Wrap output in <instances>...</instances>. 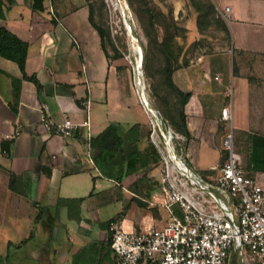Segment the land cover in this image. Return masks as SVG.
Listing matches in <instances>:
<instances>
[{
	"label": "crops",
	"instance_id": "1",
	"mask_svg": "<svg viewBox=\"0 0 264 264\" xmlns=\"http://www.w3.org/2000/svg\"><path fill=\"white\" fill-rule=\"evenodd\" d=\"M167 1L175 20L196 22L187 0ZM212 1L217 12L228 7L230 46L173 74L172 82L188 94L183 155L200 174L217 172L225 159L222 138L230 128L220 111L230 92L241 169L264 188V0ZM30 4L3 0L0 17V27L27 43L24 71L42 86L37 96L16 64L0 57V143L17 128L8 152L0 148V241L6 244L0 257L14 244L44 264H112L106 222L118 219L137 231L169 220L155 202L161 195L160 153L149 139L150 118L128 95L118 92L111 104L100 99L109 85L112 92L119 87L108 79L110 64L88 21L85 0H43L41 12ZM65 117L76 125L69 137L43 126V118L52 125ZM110 122L117 123L118 133L139 125L138 154L123 164L119 183L100 174L89 151L88 138ZM9 173L16 174V191L9 188ZM172 209L181 214L177 205ZM30 227L40 233V248L31 242L34 233L24 234ZM8 231L14 240L4 238Z\"/></svg>",
	"mask_w": 264,
	"mask_h": 264
},
{
	"label": "built area",
	"instance_id": "2",
	"mask_svg": "<svg viewBox=\"0 0 264 264\" xmlns=\"http://www.w3.org/2000/svg\"><path fill=\"white\" fill-rule=\"evenodd\" d=\"M227 12L225 7L218 15L225 21ZM228 97L220 111L221 119L230 123L221 143L225 159L213 175L204 176L190 166L182 147L179 151L176 147L184 136L152 108L157 121L150 116L149 139L160 153L161 195L155 202L167 210L169 220L162 227L137 231L125 229L118 219L110 220L112 264H264V188L241 169L231 93ZM139 102L149 114V101L143 103L139 95ZM43 126L62 137L71 136L76 127L66 117L52 125L43 118ZM16 134L17 128L4 138L13 140ZM173 205L179 207L180 215L174 213Z\"/></svg>",
	"mask_w": 264,
	"mask_h": 264
},
{
	"label": "rangeland",
	"instance_id": "3",
	"mask_svg": "<svg viewBox=\"0 0 264 264\" xmlns=\"http://www.w3.org/2000/svg\"><path fill=\"white\" fill-rule=\"evenodd\" d=\"M85 2L86 5L88 3L92 5L93 20L108 29L109 42L119 53V57L110 58L108 61L111 71L108 79L119 87V91L112 92V87L109 85L108 91L100 94V99L111 104L113 98L118 97L119 92L120 96H130L138 105L140 104L139 91L142 90L140 98L146 103L149 101L150 109L157 110L173 131L183 134L179 126L185 121L182 99L186 92L179 90L172 82L173 74L177 69L186 68L195 63L201 55L229 48L230 42L224 33L215 25H211L207 31L200 32L198 28L196 30V22L192 17L188 22L174 19L180 27H185L183 33L180 32L183 36L177 38L179 45L159 46L154 43V39L161 41L163 31L157 25H150L146 4L156 10L168 11L171 6L167 0H86ZM186 6L194 10L190 0H187ZM107 51L111 56L112 52L108 44ZM221 61L224 60L221 59ZM168 69L171 83L166 77ZM138 107L142 110L139 105ZM149 114L147 113L148 118L151 116L157 121L155 112L149 111ZM183 136V141L176 146L182 147V154L185 149L184 143L187 141L186 136ZM31 228L24 234L27 236L30 234L28 232L34 233L32 238L34 242H31L40 248L43 243L40 233L38 229L34 231ZM13 234V231H8L4 238L12 241L15 239ZM4 251L6 252V244L0 241V254L5 253ZM27 256L28 254L25 255L12 244L7 256L0 257V264H44L37 255L33 258Z\"/></svg>",
	"mask_w": 264,
	"mask_h": 264
},
{
	"label": "trees",
	"instance_id": "4",
	"mask_svg": "<svg viewBox=\"0 0 264 264\" xmlns=\"http://www.w3.org/2000/svg\"><path fill=\"white\" fill-rule=\"evenodd\" d=\"M8 3H12L13 0H5ZM43 0H31L30 8L33 11L41 12ZM86 1V0H85ZM142 1V0H139ZM194 10L197 12L196 26L200 32L207 31L211 25H215L220 29L226 39L230 42V33L224 22V20L218 15L215 5L212 0H190ZM3 0H0V17L2 14ZM88 9V21L95 29L99 36L100 47L107 61L109 59H116L119 57V53L113 48L109 42V31L107 28H103L101 25L95 23L92 17V5L87 4ZM146 10L148 14L149 23L151 26H159L163 31L162 40L154 39V43L159 46L167 44H178L177 38H181L180 32L185 30V27H180L174 20L172 14V8L168 11L156 10L146 4ZM51 23L54 21L51 19ZM183 33V32H182ZM107 44L112 52L109 56L107 51ZM179 45V44H178ZM177 46V45H176ZM27 43L17 38L10 31L4 27H0V57L8 59L14 62L21 74L23 80L29 81L35 87L37 96H40L42 86L35 77L34 74L27 75L24 71V62L26 58ZM167 80L171 83L170 70H167ZM188 94H183L182 104L187 102ZM138 123L130 125L124 132L118 133L117 123H108L96 136L88 138L90 156L93 164L98 169L102 176L111 178L117 183L120 182L123 175V164L132 155L138 154ZM182 133H186V125L184 122L179 126ZM13 140L0 143V148L4 152H8L9 146ZM16 174L9 173L8 185L11 190H18L15 186ZM140 205V204H139ZM110 221V220H109ZM108 222H106L108 226ZM110 244V239H109ZM86 249L81 248L80 251ZM80 253V252H79Z\"/></svg>",
	"mask_w": 264,
	"mask_h": 264
},
{
	"label": "bare ground",
	"instance_id": "5",
	"mask_svg": "<svg viewBox=\"0 0 264 264\" xmlns=\"http://www.w3.org/2000/svg\"><path fill=\"white\" fill-rule=\"evenodd\" d=\"M139 94H140V95L142 94V90H141V92L139 91ZM143 103H146V102L144 101ZM146 104H147V103H146ZM149 111H150L151 113H153V111H152L151 109H149Z\"/></svg>",
	"mask_w": 264,
	"mask_h": 264
},
{
	"label": "water",
	"instance_id": "6",
	"mask_svg": "<svg viewBox=\"0 0 264 264\" xmlns=\"http://www.w3.org/2000/svg\"><path fill=\"white\" fill-rule=\"evenodd\" d=\"M129 30V29H128Z\"/></svg>",
	"mask_w": 264,
	"mask_h": 264
}]
</instances>
